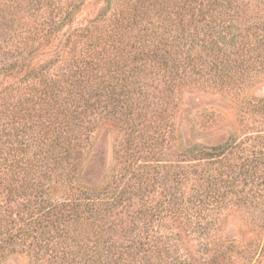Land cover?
Segmentation results:
<instances>
[{
	"label": "trees",
	"instance_id": "16d2710c",
	"mask_svg": "<svg viewBox=\"0 0 264 264\" xmlns=\"http://www.w3.org/2000/svg\"><path fill=\"white\" fill-rule=\"evenodd\" d=\"M89 2L0 0V262L264 264V0ZM181 88L242 132L175 145Z\"/></svg>",
	"mask_w": 264,
	"mask_h": 264
},
{
	"label": "rangeland",
	"instance_id": "374dc122",
	"mask_svg": "<svg viewBox=\"0 0 264 264\" xmlns=\"http://www.w3.org/2000/svg\"><path fill=\"white\" fill-rule=\"evenodd\" d=\"M99 2L102 0H91L86 4L84 10L78 13L77 18L80 20L94 14L100 6ZM175 102L172 122L175 145H178L183 137V143L187 145L195 141L207 144L216 143L225 140L228 136L226 130L216 133L217 130L232 126L241 133V130L244 129L240 106L232 97L211 90L188 91L181 88L177 92ZM117 126L116 122H109L102 127L100 132V135L104 137V144L110 160L113 155ZM211 135L214 136L210 137ZM0 264H26V261L22 254L15 253L6 256Z\"/></svg>",
	"mask_w": 264,
	"mask_h": 264
}]
</instances>
